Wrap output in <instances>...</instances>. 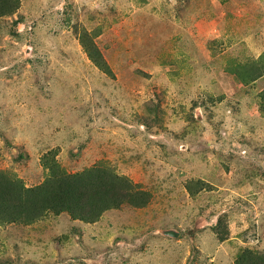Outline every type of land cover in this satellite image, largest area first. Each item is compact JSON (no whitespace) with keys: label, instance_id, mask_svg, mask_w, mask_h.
Listing matches in <instances>:
<instances>
[{"label":"rangeland","instance_id":"obj_1","mask_svg":"<svg viewBox=\"0 0 264 264\" xmlns=\"http://www.w3.org/2000/svg\"><path fill=\"white\" fill-rule=\"evenodd\" d=\"M18 1L0 17V172L36 188L50 164L105 168L148 202L0 221V264H264V78L232 73L264 56V0Z\"/></svg>","mask_w":264,"mask_h":264},{"label":"trees","instance_id":"obj_2","mask_svg":"<svg viewBox=\"0 0 264 264\" xmlns=\"http://www.w3.org/2000/svg\"><path fill=\"white\" fill-rule=\"evenodd\" d=\"M18 6V0H0V17L13 13ZM83 43L90 60L109 73L97 48ZM232 73L242 84L264 78V56L256 62L236 66ZM259 109L264 113V90L260 94ZM49 168L51 177L36 188H25L21 181L0 172V221L27 224L52 211L67 212L74 219L94 222L105 211L123 203L142 207L148 202V194L108 169L95 167L69 175L55 164H50ZM257 261L259 257L255 253L244 250L238 254L235 264H257Z\"/></svg>","mask_w":264,"mask_h":264},{"label":"water","instance_id":"obj_3","mask_svg":"<svg viewBox=\"0 0 264 264\" xmlns=\"http://www.w3.org/2000/svg\"><path fill=\"white\" fill-rule=\"evenodd\" d=\"M165 234L168 236H171V237H177V234L173 231H167V232H165Z\"/></svg>","mask_w":264,"mask_h":264}]
</instances>
